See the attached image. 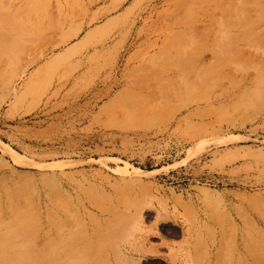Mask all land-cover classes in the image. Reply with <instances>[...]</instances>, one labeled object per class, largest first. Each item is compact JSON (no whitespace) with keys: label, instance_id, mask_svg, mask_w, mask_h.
Here are the masks:
<instances>
[{"label":"rangeland","instance_id":"1","mask_svg":"<svg viewBox=\"0 0 264 264\" xmlns=\"http://www.w3.org/2000/svg\"><path fill=\"white\" fill-rule=\"evenodd\" d=\"M0 264H264V0H0Z\"/></svg>","mask_w":264,"mask_h":264},{"label":"bare ground","instance_id":"2","mask_svg":"<svg viewBox=\"0 0 264 264\" xmlns=\"http://www.w3.org/2000/svg\"><path fill=\"white\" fill-rule=\"evenodd\" d=\"M8 152V154H10L11 156H13L15 158V160H18V157L15 155L14 152L10 151V150H6ZM73 236L72 234V230H71V237Z\"/></svg>","mask_w":264,"mask_h":264}]
</instances>
